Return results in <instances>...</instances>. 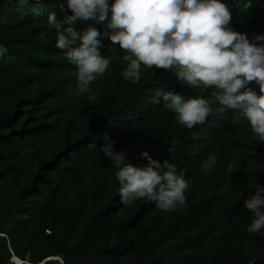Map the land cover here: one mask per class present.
<instances>
[{
	"label": "trees",
	"instance_id": "trees-1",
	"mask_svg": "<svg viewBox=\"0 0 264 264\" xmlns=\"http://www.w3.org/2000/svg\"><path fill=\"white\" fill-rule=\"evenodd\" d=\"M230 2L231 28L246 34L264 32V0ZM61 4L62 0H42L39 11L31 0L27 6L0 0V44L8 50L0 58V142L25 143L41 155L31 178L16 194L0 193V264L9 261L2 255L9 243L17 245L22 239L27 246L21 258L28 251L32 264L57 255L62 264H264V228L246 231L254 217L243 206L256 185H264V141L237 111H216L220 105L211 94L213 88H181L170 70L142 64L138 82L124 80L121 73L134 57L118 45L114 52L108 51L111 42L106 39L101 54L109 58V69L90 84L98 95L95 115L83 123L71 119L68 103L80 98L75 88L77 99L68 101L66 96L77 83L71 74L75 66L55 47V34L46 24L49 12L61 21L70 14ZM89 24L72 26L82 31ZM249 86L257 87L253 82ZM162 91L205 97L213 114L205 124L186 128L164 107L158 95ZM46 105L48 115L62 114L51 127L42 116L30 114L33 107ZM41 127L51 131L47 153L36 139ZM53 127L61 134L60 145ZM104 134L134 166L147 162L141 151L175 164L189 184L183 210L161 211L146 200L121 204L117 169L98 151ZM210 157L212 164L202 172ZM15 158V149H0V182L19 176ZM229 163L235 168L233 177L223 185ZM84 170L87 189L62 208L55 202L60 187L66 180L77 184ZM198 181L207 186L200 193L195 190ZM100 232L101 241L95 238ZM43 264L61 263L50 259Z\"/></svg>",
	"mask_w": 264,
	"mask_h": 264
},
{
	"label": "clouds",
	"instance_id": "clouds-1",
	"mask_svg": "<svg viewBox=\"0 0 264 264\" xmlns=\"http://www.w3.org/2000/svg\"><path fill=\"white\" fill-rule=\"evenodd\" d=\"M27 6L29 0H16ZM42 0H31L41 6ZM69 10L63 21L54 12L46 20L55 34V47L63 50L67 61L76 68L77 90L89 102L98 99L90 84L109 69L110 60L101 54L106 39L132 54L121 76L136 83L141 64L145 68L170 70L181 88H213L211 94L220 105L216 111H237L248 122L252 133L264 141V32L244 33L230 27V0H62ZM36 12V7L32 8ZM91 21L82 31L73 22ZM94 25H102L97 28ZM0 44V58L7 53ZM253 82L257 87L249 86ZM164 107L176 114L186 128L203 125L213 114L209 100L180 91L158 94ZM98 151L116 167L115 179L120 203L127 206L137 200L154 202L161 211H178L186 203L189 184L176 165L167 159L156 160L141 151L147 161L142 166L129 162L127 153L114 148L108 134L102 137ZM254 219L249 233L264 228V185L243 201Z\"/></svg>",
	"mask_w": 264,
	"mask_h": 264
},
{
	"label": "rangeland",
	"instance_id": "rangeland-1",
	"mask_svg": "<svg viewBox=\"0 0 264 264\" xmlns=\"http://www.w3.org/2000/svg\"><path fill=\"white\" fill-rule=\"evenodd\" d=\"M71 74H73L76 77V68L72 70ZM34 84L35 83L30 85L29 87H26L23 91L30 90L34 86ZM73 88L77 90V83L76 84L72 83V87L66 92L68 101H70L74 96L77 99L76 91L74 92ZM79 97L80 98L78 101H71L68 103V105L71 104L72 106H70L69 108L70 111L67 110L66 113L71 119H75L79 123H83L87 116L95 115V112L93 110H94L96 101L89 102L86 98V94H82V93H80ZM39 106L37 108L33 107L32 110H30L31 112L30 114L39 115L40 117L42 116L45 121L44 124L48 126L50 125L49 127H51L61 121L62 114L48 115L49 106L48 105L42 106V107H39ZM27 108L29 109V107L25 106L24 111H26ZM47 132H48V129H46V127H41L36 135L37 141L39 143L42 142L41 143L43 145L42 150L45 151L44 153L48 152L47 148H49L50 146L49 133L51 131L48 133ZM52 135L54 137L55 142L58 143V145H60L62 143L61 134L58 133L56 127L52 128ZM17 143L19 142L16 141V144L12 143L11 145L5 146L2 142H0V149L4 150L7 147L10 150L12 149L16 150V158L14 160V164L16 165V167H18L19 172H20L18 177L10 176L7 179H4V180L2 179L3 181L0 182V193H2L3 195L16 194L19 191V189L28 182V180L31 178L33 174L34 167L37 165L38 159L41 156V155H38L39 152H36V153L31 152L32 148L28 146V144L21 143L19 145ZM17 145L19 146L17 147ZM211 164H212V157H210L207 160V162L204 164V169H202V172H207ZM234 169L235 168H234L233 163H229L227 165L226 175L223 181V185H227L229 183V179L233 177ZM4 181H8L10 183H8L7 185H2ZM87 187H88V176H87L86 170H84L80 172L79 180L77 184L69 180H66L63 182L62 186L60 187L57 193L55 202L58 205H60L62 208H64L66 206V202L71 201V200H76L78 196L80 197V194L82 193V191L87 189ZM206 188H207L206 184H204L202 181H198L197 188L195 190H197V192L200 193L202 190ZM86 195H84L85 196L84 199L88 200L89 199L88 193ZM183 208L184 206L180 208V210L182 211ZM118 213H121V211H117V214ZM109 234L106 237H109ZM0 235L2 234L0 233ZM103 235L104 234L102 232H100L98 235L95 233V238L101 241L102 240L101 238L103 237ZM26 246L27 244H26L25 239H22L21 243L20 244L17 243V245L11 246L9 243L8 249H5V252L3 251L2 255L5 257V259L11 261V264L15 258L28 262V255H29L28 251L24 252L23 254L24 257L21 258V255H22L21 252ZM50 259H60V256L57 255V256L47 257L38 263L42 264L44 261L50 260Z\"/></svg>",
	"mask_w": 264,
	"mask_h": 264
},
{
	"label": "built area",
	"instance_id": "built-area-1",
	"mask_svg": "<svg viewBox=\"0 0 264 264\" xmlns=\"http://www.w3.org/2000/svg\"><path fill=\"white\" fill-rule=\"evenodd\" d=\"M60 263L62 264V261L59 259ZM4 264H11V261H8ZM12 264H32L30 262H27V261H23V260H20V259H17L15 258L13 261H12ZM39 264V263H38ZM43 264V263H42Z\"/></svg>",
	"mask_w": 264,
	"mask_h": 264
}]
</instances>
